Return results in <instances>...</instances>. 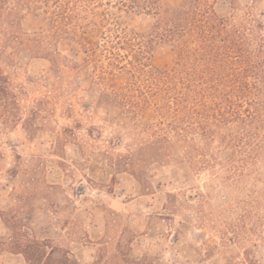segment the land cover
<instances>
[{"label": "rangeland", "instance_id": "1", "mask_svg": "<svg viewBox=\"0 0 264 264\" xmlns=\"http://www.w3.org/2000/svg\"><path fill=\"white\" fill-rule=\"evenodd\" d=\"M194 2L226 21L244 53L257 47L264 0L0 2V70L9 93L0 102V264H27L7 252L13 248L31 264H264L263 72L245 77L248 94L233 99L255 119L218 130L239 140L224 146L195 138L201 167L189 168L181 150L151 162L147 192L109 166L139 144L138 129L167 122L155 92L213 84L208 70L207 84L191 81L197 65L181 66L178 46L152 34V4L181 10ZM160 72L171 79L155 80ZM119 93L140 110L122 114L111 102ZM206 93L207 106L220 101ZM143 96L151 103L142 104ZM118 132L123 140L112 145Z\"/></svg>", "mask_w": 264, "mask_h": 264}, {"label": "trees", "instance_id": "2", "mask_svg": "<svg viewBox=\"0 0 264 264\" xmlns=\"http://www.w3.org/2000/svg\"><path fill=\"white\" fill-rule=\"evenodd\" d=\"M152 5L150 9L154 11L156 18L152 27L153 37L163 43H173L178 46L181 53V66L187 61L197 65V70L192 73L191 81L195 79L202 84H207L205 82L207 79L203 74L208 70L209 77L214 82L206 88L197 85L196 89L191 90L192 86L189 81L188 84L183 83L185 90L177 91L175 88L173 90L169 88L161 89V93L155 92L154 95L158 97V100L155 101L158 116L168 119L167 122L159 121L155 129H138L139 132L132 135L136 137L139 144H134L133 149L129 148L124 154L117 155L111 160L110 168L117 174L128 173L140 185L141 189L147 192L151 187L145 172L149 163L157 161L166 163V159L176 156L177 151L181 150L182 158L188 162L189 168L201 167L196 166L198 164L193 160L194 153L203 152L202 147L194 142L196 137L204 144L217 138L218 142L224 146L239 140L240 136L221 135L218 130L229 120L245 125L249 120L255 119V116L249 111L239 110L240 106L237 105L236 100L248 94L250 87L245 77L249 75L259 77L257 72L264 73V70L260 69H264V35H261L257 47L252 53H244L236 42V34L230 35L231 32L226 30V21L218 18L212 10L198 8L196 2L181 10L161 9L158 3ZM84 41L92 45L87 39ZM235 65L239 66L241 76L234 74V71L230 73ZM224 71L228 75H224ZM154 79L166 81L171 79V75L160 72L158 78ZM224 83L225 85H223ZM6 84L5 77L0 70V102L2 104L9 94ZM219 86H225L227 91H221ZM207 89L217 93L220 96V101L210 100V106H207L204 101L209 96L206 93ZM193 96L198 98H192ZM235 98L237 99L233 100ZM111 102L123 110L122 114H132L141 108L140 102L134 101L133 96L126 93L114 94ZM141 103L147 104L151 101L148 97L143 96ZM22 126L28 132L30 129L38 130L36 127L26 126L25 123ZM136 127L134 124L132 128L136 129ZM146 131L151 132L152 140H144L139 136ZM122 136L123 133L118 132L116 142L114 144L112 142V145L121 143ZM13 249L7 252L21 254L25 262L31 264L26 252L19 251L18 248ZM245 264L258 263L247 258Z\"/></svg>", "mask_w": 264, "mask_h": 264}]
</instances>
